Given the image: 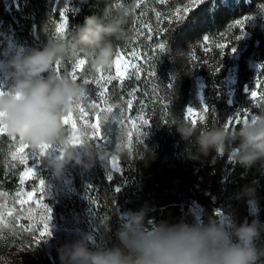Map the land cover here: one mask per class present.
Listing matches in <instances>:
<instances>
[{
    "label": "trees",
    "instance_id": "16d2710c",
    "mask_svg": "<svg viewBox=\"0 0 264 264\" xmlns=\"http://www.w3.org/2000/svg\"><path fill=\"white\" fill-rule=\"evenodd\" d=\"M164 1L73 0L63 5L58 0H0V57L5 62V67L0 69V89L6 96L15 95L23 79L18 66L55 43H63L66 52L40 78L53 84L62 78L72 79L73 65L81 58L86 60L94 75L99 74L93 66L98 48L78 43L79 30L86 16L95 17L101 25L120 21L121 34L105 35L101 41V46L110 43L113 48L111 65L102 73L111 79L97 84L93 93L99 100V92L105 89L104 98H108L110 92L121 97L137 130V154L122 158V172L114 173L111 179L103 172L96 174L93 179L96 196L90 194L91 199L53 197L36 207L31 201L32 207L21 218L28 223L23 227L30 231H18L16 221L22 212L14 211L10 215L11 225H0V264H50V257L33 244L37 228L30 224L32 221L41 226L48 223V232L57 236L59 225L68 227L70 217L75 213L86 215L84 211L88 206L91 211L89 217L86 215L87 225L96 237L86 243L85 249L93 255H108L117 250L127 254L119 236L121 212L142 220H175L180 217L182 208L192 202L199 205L204 226L217 222L222 214L228 215L232 235L235 229L253 226L255 222L260 231V238L255 241L258 261L264 264V156L250 165L240 163V158L250 151L240 135L248 123L241 122L235 127L226 125L239 112L243 119V113L249 114L252 110V103L244 92L245 82L252 80L253 71L247 57L254 40L264 45L263 32L254 31L249 47L240 55L237 82L231 97L226 80L232 60L231 49L236 42V28L231 23L254 8L256 0L225 4L221 0H202L181 21L169 24L162 18L163 23L158 24L155 13L163 9ZM65 7L69 10L67 29L60 33L57 26L61 21L60 11ZM145 24L153 28L152 41L140 35ZM160 27L166 31L159 33ZM206 36L207 42L203 39ZM226 41L229 42L226 49L216 47ZM158 43H165V50L152 52L151 64L142 65L144 72L152 70L155 76L139 78L131 52L148 53L156 49ZM117 51L125 53L130 60L121 77L115 72ZM198 84H202L199 97ZM190 105L199 111L195 125L186 115ZM204 107L208 108L206 113ZM62 115L56 119L50 141L31 143L10 130L0 134L1 200L11 203L24 191L36 192L41 187L39 180L44 181L45 188V182L52 177L51 157L68 151L73 153L74 148L68 140L69 128ZM142 116L149 120L148 125L139 119ZM201 116L204 117L202 121ZM215 132L225 133L223 145L219 151L213 148L205 153L199 139ZM21 143L27 146L24 153H19L23 151L19 148ZM25 155L29 157L28 165L20 162ZM26 167L34 168L32 178L24 179L22 173ZM47 209H50L49 220ZM19 240L25 243L24 247Z\"/></svg>",
    "mask_w": 264,
    "mask_h": 264
},
{
    "label": "rangeland",
    "instance_id": "374dc122",
    "mask_svg": "<svg viewBox=\"0 0 264 264\" xmlns=\"http://www.w3.org/2000/svg\"><path fill=\"white\" fill-rule=\"evenodd\" d=\"M58 1L63 2V5H68L73 0ZM229 1L238 0H221L224 4ZM164 2L165 5L160 10V13L161 18H164L166 21L168 17H172L174 20L177 8L182 9L185 6H190L189 0H165ZM241 19L245 20V24L243 28L235 27L236 42L231 49L232 60L228 67L229 75L226 80V87L229 90L230 97L235 91L240 55L249 47L254 31L259 30L264 33V0H256L254 8L241 17L234 19L231 24L234 25ZM254 41V47L251 48L249 51L250 55L247 57L249 66L253 69L251 72L252 80L245 82L244 92H246L247 98L252 103V110L248 112V116L253 115L255 117V119H250L247 123L248 125L259 126L264 125V45L257 39ZM126 57L129 62L128 56ZM135 62L137 63L136 60ZM3 67H5V62L0 57V69ZM121 71L125 72L124 69ZM76 75L78 79H72L80 88L79 95L73 99L68 110L62 112V119L69 128L68 140L74 148L73 153L70 154L68 151L55 154L51 157V165L53 167L51 171L52 177L51 180L45 182L46 189H41L40 187L36 192L24 191L23 194L11 203L0 199V225H11L9 223L11 217L8 213L12 215L14 211L19 210L22 213L19 215L20 219L17 218L16 227L18 231L19 229H26L23 225L28 223L23 222L24 220L21 218L32 207L30 206L31 201L35 203L34 206L36 207L41 205L45 199H52L53 197L56 199H91L90 194L97 195V188L93 179H96L98 172H103L109 179V176L112 177L114 173L122 172V158H130L137 154L135 144V131L137 130L127 113L123 99L115 97L114 93L111 92L107 95L108 98H104L103 96L100 97V100L97 99V95L93 91L97 86L95 81L101 74L95 73L94 75L87 62L81 69L76 71ZM258 77L261 78V87L258 90L260 95L253 99L251 92L255 90ZM85 79L92 81V83L85 85L83 83ZM201 85H197L198 97L200 96ZM4 96L6 94L0 89V97ZM93 100L98 105L97 107L92 106ZM109 107H111L110 110H107ZM189 108H193L194 110L195 115L192 117H189L187 114V109ZM198 114L199 111L194 105L186 108V115L189 118L196 119ZM97 116L99 117L101 130L100 137L96 136V128L94 126V123L97 122ZM3 130L8 132L9 128L5 126ZM113 160L116 161L115 168L112 165ZM32 169L34 170L33 167ZM27 192H33L34 196L31 201L22 204L21 200H27ZM50 192L53 193L51 194ZM95 196L94 198H96ZM90 211V208L87 206L84 213L89 217ZM181 211L182 213L178 219L160 221L154 218L142 220L127 212H121L119 236L124 247L129 239L126 232L153 236L161 231L178 230L187 225L190 229H205L215 226L218 229L227 230L231 234V227H229L231 219L228 215L222 214L217 222L204 226L201 221V209L197 203L192 202L188 206H184ZM86 215L75 213L68 220V227L59 225L60 227L55 232L57 236L52 235V232L33 243L44 250L46 257H50L48 258L50 264H73V255L76 249H85L87 242L90 243V241L95 240L96 235L91 230L90 225H87ZM134 220L135 223H133ZM30 224L37 228V235L42 226L34 221L30 222ZM26 230L30 231L29 229ZM232 238L235 241V235H232ZM19 244L21 247L25 246L22 240H19ZM125 249L127 252L129 251L126 247ZM256 264H260V262L257 260Z\"/></svg>",
    "mask_w": 264,
    "mask_h": 264
},
{
    "label": "clouds",
    "instance_id": "9594fccd",
    "mask_svg": "<svg viewBox=\"0 0 264 264\" xmlns=\"http://www.w3.org/2000/svg\"><path fill=\"white\" fill-rule=\"evenodd\" d=\"M83 25L78 43L98 48L93 60L95 68L109 67L113 48L110 43L101 46V41L105 35L119 36L121 22L101 25L95 17L86 16ZM65 52L63 43H55L28 57L18 66L23 79L17 86L16 95L0 97L2 123L28 142L50 141L57 117L68 110L79 95L80 88L73 79L62 78L53 84L40 78ZM240 135L250 149L240 158V163L250 165L264 156V125H246ZM224 139V132H215L202 136L199 144L205 153L213 148L219 151ZM126 235L129 237L125 244L129 250L127 254L117 250L108 255H93L84 248H77L73 264H256L259 258L255 241L260 238V231L255 222L253 226L235 229V241L227 230L215 226L190 229L184 225L178 230L161 231L153 236L135 232H126Z\"/></svg>",
    "mask_w": 264,
    "mask_h": 264
},
{
    "label": "snow or ice",
    "instance_id": "6c2138e0",
    "mask_svg": "<svg viewBox=\"0 0 264 264\" xmlns=\"http://www.w3.org/2000/svg\"><path fill=\"white\" fill-rule=\"evenodd\" d=\"M202 2V0H189V5L191 6H185L183 7L182 9L181 8H177L176 11H175V14H174V20L175 22H179L181 21L182 19L185 18V16L194 8L196 7L198 4H200ZM137 8H139V4H137ZM68 8L65 7L62 11H60V20L61 22L58 24L57 28H58V31L60 33H64L66 32V29H67V23H68V17L66 15V13L68 12ZM181 13H183V15H181ZM156 15V18H157V23L158 24H162L163 21H162V18H161V13L160 12H156L155 13ZM167 19V22L169 24L173 23L174 20L172 17H168L166 18ZM245 24V20L244 19H241L239 21H237L233 27H239V28H243ZM166 31L165 28L163 27H160L159 28V33H164ZM140 35L142 36H146V38L149 40V41H152L153 38H154V31H153V28L151 26V24H145L143 25V30L140 32ZM205 42L208 41V37H204L203 38ZM229 45V42H225V43H221V44H217L216 47L217 48H223V49H226ZM166 48V45L165 43H158L157 46H156V49H150V51L148 53H143V52H137L136 50H133L131 52V56L133 59L137 60L138 63L136 65H134L133 67L136 68V71H137V76L139 78H143V76L147 75L149 77L151 76H155V72L152 71V70H149L147 72H144L143 71V67L142 65L147 63V64H151V60L149 59L152 55V52L156 51L157 49L161 52V51H164ZM86 63V60L81 58V59H78L75 64L73 65V71H72V78L74 80H77L78 77L76 75V71L78 69H81L82 66H84ZM59 66H60V63L58 62L57 65H56V68H57V71H59ZM127 67H128V60H127V57H126V54L125 53H122L120 51H117L116 55H115V70H116V75L118 77H121L123 76V72L121 71L122 69H124V71H127ZM97 73H101V75L99 76V78L95 81L96 84H100L102 81H104L105 79H111V76L109 77H105L102 73H103V69H98L96 70ZM83 83L85 85H88L90 83H92V81L88 80V79H85L83 80ZM261 87V78L258 77L257 80H256V87H255V90H253L251 92V97L253 99L257 98L258 95H260L259 93V88ZM105 90L103 91H100L99 92V96L100 97H103L104 94H105ZM92 106L93 107H97L98 105L96 104V102L93 100L92 101ZM130 106V104H129ZM111 107H109L107 110H110ZM208 111V108L204 107V112L206 113ZM187 114L189 117H192L194 114V110L193 108H189L187 109ZM241 113L239 112L238 114H236L232 119L228 120L226 122V125L228 127H235L237 124H240L241 122H248L250 119H255V117L253 115L251 116H248L247 112L243 113V116L244 118L241 119ZM142 123L144 125H148L149 124V120L144 118L143 116L139 118ZM204 119L203 116L200 117V120L202 121ZM2 120H3V117L0 116V134H7L3 129H4V124L2 123ZM97 122L94 123V126L96 128V136L97 137H100L101 136V130H100V124H99V117L97 116L96 118ZM193 122V124L195 125L197 123V120L196 119H192L191 120ZM133 125L135 126V122H133ZM131 133V132H130ZM132 136V135H131ZM13 139H15V137H13ZM26 145L24 144H20V147L19 148H23V151L22 152H19V153H24L25 152V149H26ZM47 146H43V148H46ZM15 154V153H14ZM16 155V154H15ZM41 155H43V150L41 152ZM13 157V156H12ZM13 159V158H12ZM15 160V159H13ZM20 162L24 165H28V162H29V157L28 156H21L20 158ZM112 165L113 167L115 168L116 167V161L113 160L112 162ZM35 174V171L32 169V167H26V169L23 171L22 175L24 177V179H27V178H32ZM109 179H111V176H109ZM22 182V181H21ZM39 184L41 186V189L44 188V181L43 180H39ZM118 191V189H117ZM17 195H20V194H17ZM27 200H21V203H26L27 201H31L33 196H34V193L33 192H27ZM49 215L47 216V219L49 220L50 218V209H47ZM9 215H11V213H8ZM49 234L48 232V223H43L42 224V227L40 228V230L38 231V234L36 236H34L32 239L35 242L38 241V239L42 238V237H45ZM30 246V245H29Z\"/></svg>",
    "mask_w": 264,
    "mask_h": 264
}]
</instances>
